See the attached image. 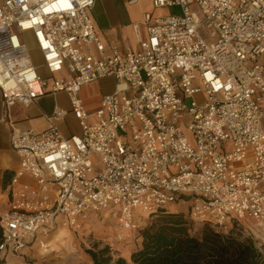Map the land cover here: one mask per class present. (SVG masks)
Instances as JSON below:
<instances>
[{"label": "built area", "instance_id": "obj_1", "mask_svg": "<svg viewBox=\"0 0 264 264\" xmlns=\"http://www.w3.org/2000/svg\"><path fill=\"white\" fill-rule=\"evenodd\" d=\"M152 4L180 13H145L132 24L138 49L121 51L97 33L94 0H0L4 109L28 106L47 88L70 104L55 106L41 132L6 119L20 163L12 182L27 175L37 188L12 192L0 215V264L41 247L58 225L84 231L89 215L106 209L124 242L140 220L180 199L190 201V222H236L264 248V0ZM102 78L114 89L91 112L80 91ZM69 112L77 134L55 124Z\"/></svg>", "mask_w": 264, "mask_h": 264}, {"label": "rangeland", "instance_id": "obj_2", "mask_svg": "<svg viewBox=\"0 0 264 264\" xmlns=\"http://www.w3.org/2000/svg\"><path fill=\"white\" fill-rule=\"evenodd\" d=\"M112 11L115 15L116 21L114 22V32L110 33L111 39L123 43L125 37L129 38V23L134 14L139 13L142 9L152 12L153 15H167L169 13L179 14L180 9L176 6L165 7L157 10L149 8V2L147 0H138L134 5H128L127 0H110ZM152 3V1H151ZM99 4H97L98 6ZM109 38V39H110ZM25 41L30 51V56L37 68L42 67L41 57L36 49L33 39L25 35ZM257 62H264V55L257 59ZM61 74H56L59 77ZM110 83L108 81H100L99 83L92 82L89 85L83 87V97L85 102L91 106H95L102 94L108 92ZM63 106L67 107V99L63 98L59 101ZM54 101L52 99V106ZM66 123L71 131H78L77 120L72 115L66 116ZM178 124L183 129L186 136L190 137L189 132L186 129V125L190 121V117L187 114L181 113ZM90 175V173H88ZM190 207V201L186 199H180L175 203L168 204L163 213H176L185 215ZM103 213H108L107 217H104ZM103 213H92L89 219L86 220L85 230L80 232L69 231L67 228L58 225L49 234L44 244L40 247L37 243L33 246L26 247L22 254L17 256H9L6 264H23L25 261H29L33 264H93L89 256L86 254V250L92 249L95 245L100 249L103 247H110V255L114 260L121 257L130 261L132 246L131 240L133 236L122 242L119 246L114 242L112 237L114 233L113 227H116V217L111 213L110 209L103 210ZM160 213L155 216H149L139 221V227L144 228L150 222L158 219ZM204 225L200 223L191 222L189 226L190 233L195 236L201 234V230ZM228 232L230 230L241 231L246 234L245 228L236 222L226 223L223 226H215ZM113 231V232H112ZM68 236L63 237L64 234ZM112 233V235H111ZM118 249H115L117 248Z\"/></svg>", "mask_w": 264, "mask_h": 264}, {"label": "trees", "instance_id": "obj_3", "mask_svg": "<svg viewBox=\"0 0 264 264\" xmlns=\"http://www.w3.org/2000/svg\"><path fill=\"white\" fill-rule=\"evenodd\" d=\"M187 213L162 212L134 231L130 261H113L108 247L95 245L85 252L93 264H264V248L249 235L211 225H204L199 236L192 235Z\"/></svg>", "mask_w": 264, "mask_h": 264}, {"label": "crops", "instance_id": "obj_4", "mask_svg": "<svg viewBox=\"0 0 264 264\" xmlns=\"http://www.w3.org/2000/svg\"><path fill=\"white\" fill-rule=\"evenodd\" d=\"M147 1L149 2L150 9L151 8H153V10L161 9V8H154L153 4L151 3L152 0H147ZM137 2L138 0H127L128 5H134ZM97 4L99 5L97 6ZM145 13H149L153 15L152 12H148L142 9L139 13H136L132 16L131 22L128 24L130 28L128 35L129 38L125 37V41H123V43H120L119 41L116 40L113 41V39L109 37L110 33H113L115 31L113 27H114V22L116 21L115 15L112 11L110 0H94V6L91 10V17L94 22L96 31L101 37V39L104 41V43L106 45L109 42L113 43L121 51H123L127 47L138 49L139 45L136 41L132 24L135 22H140L142 16ZM140 31L142 33V36H144L145 35L144 27L141 24H140ZM103 80L108 81L110 83V88L108 92L104 94L112 92L114 89L115 80L113 78H102L95 82L99 83L100 81ZM45 90L46 93L43 96L36 98L32 104L28 106H24L22 104H14L9 107L8 111L4 109L0 95V215L3 212H5V210L7 209L8 202L12 197V192L18 191L24 185H27L32 189L37 188V184L35 180L27 175L18 178L17 182L15 183L12 182L17 170L19 169L20 163H19L18 155L13 151V149L10 146V128L7 124L6 119H9L12 122H14L15 125L21 130H32L35 132H41L46 128H48L50 125H52V119H50L49 116L51 115L52 110L55 106H59L66 110H69L70 108L69 100L66 93L64 92L50 93L49 88ZM80 97L84 100L83 88L80 91ZM63 98L67 99L68 102L67 107L63 106L59 102ZM100 98L95 106L89 105V103L85 102L84 100L86 104V108L92 112L95 108L99 106ZM52 99L54 101L53 106H52ZM67 115H72V114L69 112ZM67 115H65L63 119L55 121L56 126L65 135L77 134L79 132V127H78V131L76 132L75 131L73 132L71 131V129L68 128L66 123ZM103 214L104 217L108 216V213H103ZM116 223H117V219L115 221V225ZM113 229H115V227H113ZM112 237L114 239V242L117 243L118 246L122 243L115 239L114 234L112 235ZM115 249H118V247Z\"/></svg>", "mask_w": 264, "mask_h": 264}, {"label": "bare ground", "instance_id": "obj_5", "mask_svg": "<svg viewBox=\"0 0 264 264\" xmlns=\"http://www.w3.org/2000/svg\"><path fill=\"white\" fill-rule=\"evenodd\" d=\"M66 236H68V234L65 233V234L62 236V238H63V237H66Z\"/></svg>", "mask_w": 264, "mask_h": 264}]
</instances>
